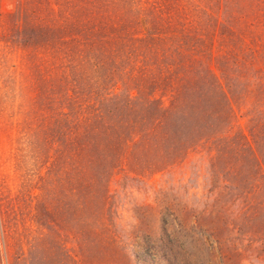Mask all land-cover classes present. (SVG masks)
Listing matches in <instances>:
<instances>
[{
	"label": "rangeland",
	"instance_id": "1",
	"mask_svg": "<svg viewBox=\"0 0 264 264\" xmlns=\"http://www.w3.org/2000/svg\"><path fill=\"white\" fill-rule=\"evenodd\" d=\"M0 264H264V0H0Z\"/></svg>",
	"mask_w": 264,
	"mask_h": 264
}]
</instances>
